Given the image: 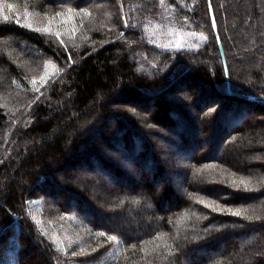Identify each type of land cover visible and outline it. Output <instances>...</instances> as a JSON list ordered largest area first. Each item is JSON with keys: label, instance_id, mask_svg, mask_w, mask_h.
I'll return each mask as SVG.
<instances>
[{"label": "trees", "instance_id": "16d2710c", "mask_svg": "<svg viewBox=\"0 0 264 264\" xmlns=\"http://www.w3.org/2000/svg\"><path fill=\"white\" fill-rule=\"evenodd\" d=\"M7 2L90 15L61 17L59 39L0 21V264H159L176 253L185 264H264V0H211L223 53L209 0ZM205 165L216 167L196 174ZM81 166L86 175L60 176ZM241 177L254 190L233 187ZM192 194L259 219L212 212Z\"/></svg>", "mask_w": 264, "mask_h": 264}, {"label": "snow or ice", "instance_id": "6c2138e0", "mask_svg": "<svg viewBox=\"0 0 264 264\" xmlns=\"http://www.w3.org/2000/svg\"><path fill=\"white\" fill-rule=\"evenodd\" d=\"M159 2L161 4V6H163V5H165L166 0H159ZM15 7L16 6L14 4L8 3L7 0H0V17H2L3 21L7 22V21H9L11 19V17L8 14L5 13V9H7L8 12H12L15 9ZM209 9H211V0H209ZM81 14L83 16H85V17L90 15V13H88L86 10L83 11V13H81V12H76L73 9L69 8V9H67L66 13L57 12V13H55V16H48L47 19L49 21V24H51L56 16H60V17L67 16V20H72L74 15H81ZM23 15H24V22H23V24H21V26L27 27L29 29H32V30H35V31H38V32H43V33H46V34H54L58 39L60 38L61 33L60 32L52 33L51 29L49 27L33 29L32 23L29 22V17L32 15V13L27 8L24 10ZM18 16H19V14H18ZM16 22L18 24L21 23L19 18H17ZM211 26H212L213 30H215L216 21H215L214 17L212 18V25ZM72 31L73 32L75 31V27H73ZM188 35L196 36L201 41H207V39H208V37L203 32H200V33L191 32V33H188ZM215 39L219 43L220 37L216 36ZM60 42H61V44L64 43L63 40H60ZM164 47H168V45H164ZM182 47H183V44L180 41H177L176 42V48L180 49ZM190 47H195V46H190ZM69 59L71 60V57H69ZM47 67L48 66L45 65V69H46L45 75L40 77V81H39L40 87H43L47 83V80H48ZM31 83L33 85V91L39 92L40 91V87L36 86L37 85V80L34 78L31 81ZM212 111H215V109H213ZM215 167H216L215 165H205L204 168H197L195 170V172H196V174H201L206 169H214ZM230 176L234 177L235 173H230ZM231 184L237 190H239L241 188H243V190H245V191L254 190V185L252 184V180L250 178L241 177V178H239V180L231 179ZM192 198L195 200L196 203L202 204L205 208L211 209L212 212H218V213H222V214H229V215L237 216V217H241L242 216V217H244L245 219H248V220H251V219H254V218L259 219V217H253L251 215H248V209L227 207L225 205H222V204L218 203L215 200H207L205 197L197 196L195 194H192ZM193 215H195V213H193ZM187 217H188V213H184V215L181 216L180 219H181V221H183L184 219H187ZM205 218H207V217H205ZM61 219H63V217ZM90 234H91V231H90ZM94 236L95 237H105L107 242H109V243H112V242L119 243L117 236L108 235L107 233H105L103 231L95 232ZM166 236H167V233H162L159 236L155 237L153 239V241H148V242H145V243L146 244L147 243H154L157 240L163 241ZM69 246H71V245H69ZM160 246H161L160 244H156L155 248H153L152 251H156ZM164 246L168 247V245L166 243L164 244ZM130 247L132 249H135L136 245H131ZM58 250L62 251V252H66V249H64L62 244L58 245ZM92 251H96V249H92ZM141 251L146 252V249L141 247ZM80 254H87V250L84 247H81L79 252H76V251L72 252L73 256L80 255Z\"/></svg>", "mask_w": 264, "mask_h": 264}, {"label": "rangeland", "instance_id": "374dc122", "mask_svg": "<svg viewBox=\"0 0 264 264\" xmlns=\"http://www.w3.org/2000/svg\"><path fill=\"white\" fill-rule=\"evenodd\" d=\"M8 3H10V2H8ZM15 6L16 7H15V9L12 12H8L7 9H5V13L8 14L11 17L10 20H12V19L17 20V18H19L20 21H21L20 24H23V22H24L23 13H24L25 9H21L20 6H17V5H15ZM29 11L32 13V15L29 17V22L32 23L33 29L49 27L54 32H57L60 29V25H58L59 23L62 22V19H61L60 16H56L55 19L52 21V23L49 24V21H48L47 17L48 16H52V15H49L48 13L40 12V11H37V10H29ZM18 14H19V16H18ZM0 21H3L2 17H0ZM48 64L51 65V63H48ZM174 89H177L178 91L182 92L183 98L187 99L189 102L194 104L195 99L193 97V91H191L189 86H188V88H185V85L183 83L179 82V83L174 84ZM175 93L179 94V92H175ZM185 104H187V103H185ZM193 104L184 105L181 109L187 115V117L190 119V121H195L196 124H198V126H200V125L204 126V123L202 122V116H200L199 110L196 109L193 106ZM122 105L124 107H127L128 109L136 110L138 114H140V111H142V109L141 110H140V108L136 109L130 104H122ZM108 120H109L110 123L113 121V119L110 118V117H108ZM160 131L162 133H166V131H163L162 129ZM205 135H206L205 131L202 132L199 135V139H198V137H197V139H195V142L199 141V143H201V141L203 140V137ZM168 151L170 152V150H168ZM169 155H170V153L168 154V156ZM131 171H132V169H131ZM93 172L98 173L100 171H99V169L97 167H95L93 169ZM87 173L88 172H87V170H86V168L84 166H81V167H79L77 169H71V168L65 169V167H64V170H62L60 172V176L64 177V175H65V176H70L72 178L77 179L78 178L77 176L86 175ZM123 185L127 186L128 184L124 182ZM94 190H95V188H94ZM65 224L68 227V229L71 230L72 232H74L75 234H78V233L86 234V232H87V231H85L83 229H77L72 223H70L67 220H66ZM59 227H60V225H57L54 228L52 227L53 233L55 235L54 237H56V239L59 240L64 245L70 243L69 240L64 238L61 234H58ZM73 235H72V233H70V236H73ZM159 264H185V262L182 260L181 255L176 253V254H173L170 257L166 258L165 260H163Z\"/></svg>", "mask_w": 264, "mask_h": 264}, {"label": "water", "instance_id": "95a60500", "mask_svg": "<svg viewBox=\"0 0 264 264\" xmlns=\"http://www.w3.org/2000/svg\"><path fill=\"white\" fill-rule=\"evenodd\" d=\"M210 13H211V17H212V18H213V17L215 18V16H214V11H213V8H212V3H211ZM215 21H216V19H215ZM215 33H216L217 36H219V34H218V29H217V24H216V28H215ZM219 45H220V48H221L222 53H223V48H222V44H221L220 41H219ZM223 57H224V54H223ZM224 62H225L226 69H227V64H226V59H225V57H224Z\"/></svg>", "mask_w": 264, "mask_h": 264}]
</instances>
